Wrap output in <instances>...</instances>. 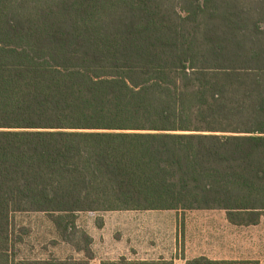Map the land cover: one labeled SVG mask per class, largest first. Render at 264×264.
Wrapping results in <instances>:
<instances>
[{"label":"trees","instance_id":"1","mask_svg":"<svg viewBox=\"0 0 264 264\" xmlns=\"http://www.w3.org/2000/svg\"><path fill=\"white\" fill-rule=\"evenodd\" d=\"M217 210L264 213V0H0V264L19 215Z\"/></svg>","mask_w":264,"mask_h":264},{"label":"rangeland","instance_id":"2","mask_svg":"<svg viewBox=\"0 0 264 264\" xmlns=\"http://www.w3.org/2000/svg\"><path fill=\"white\" fill-rule=\"evenodd\" d=\"M247 218L230 222L220 210L82 213L71 244L45 215H19L15 264H264V213L256 225Z\"/></svg>","mask_w":264,"mask_h":264},{"label":"crops","instance_id":"3","mask_svg":"<svg viewBox=\"0 0 264 264\" xmlns=\"http://www.w3.org/2000/svg\"><path fill=\"white\" fill-rule=\"evenodd\" d=\"M177 213L174 211H149V212H131V213H141V214H158V213ZM190 212H197V211H190ZM181 214V213H180Z\"/></svg>","mask_w":264,"mask_h":264}]
</instances>
